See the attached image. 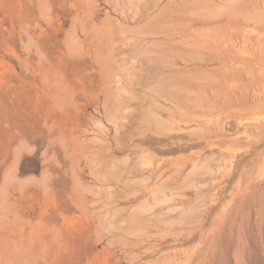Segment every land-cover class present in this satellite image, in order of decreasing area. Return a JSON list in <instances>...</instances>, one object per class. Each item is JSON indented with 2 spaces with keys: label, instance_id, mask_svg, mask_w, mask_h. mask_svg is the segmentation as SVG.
<instances>
[{
  "label": "rangeland",
  "instance_id": "rangeland-1",
  "mask_svg": "<svg viewBox=\"0 0 264 264\" xmlns=\"http://www.w3.org/2000/svg\"><path fill=\"white\" fill-rule=\"evenodd\" d=\"M0 264H264V0H0Z\"/></svg>",
  "mask_w": 264,
  "mask_h": 264
},
{
  "label": "trees",
  "instance_id": "trees-1",
  "mask_svg": "<svg viewBox=\"0 0 264 264\" xmlns=\"http://www.w3.org/2000/svg\"><path fill=\"white\" fill-rule=\"evenodd\" d=\"M27 159H28V160H32L33 158H27ZM38 168H39V166H38V162H37V165H36V170H35V171H38ZM20 172H21V174H24V173H26V172H24V171H23V169H21V171H20ZM28 172H32V171H27V173H28Z\"/></svg>",
  "mask_w": 264,
  "mask_h": 264
},
{
  "label": "bare ground",
  "instance_id": "bare-ground-1",
  "mask_svg": "<svg viewBox=\"0 0 264 264\" xmlns=\"http://www.w3.org/2000/svg\"><path fill=\"white\" fill-rule=\"evenodd\" d=\"M182 131V130H181Z\"/></svg>",
  "mask_w": 264,
  "mask_h": 264
}]
</instances>
